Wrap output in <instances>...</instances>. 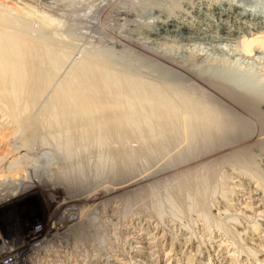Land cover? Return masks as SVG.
<instances>
[{"label":"bare ground","instance_id":"obj_1","mask_svg":"<svg viewBox=\"0 0 264 264\" xmlns=\"http://www.w3.org/2000/svg\"><path fill=\"white\" fill-rule=\"evenodd\" d=\"M115 3L113 20L122 29L117 31L124 42L122 53L112 47H88L83 50L85 55L75 62L74 52L79 44L74 45L72 35H67V40L54 38L56 42L48 45L50 48H58V44L66 42L71 45L65 62L57 59L53 66L52 57L63 53H50V48L24 49L29 34L16 35L11 29L15 24L9 21L10 31L6 35L4 21L0 19V108L9 113L12 123H16L21 114L32 111L51 87L62 64L68 65L63 83L51 92L47 114L40 116L50 123L30 124L25 130H30L32 136L43 135L38 137L41 140L29 139L28 134L25 141L21 140L15 156L5 155L7 160L17 156V162L24 160L32 166L26 172L22 169L21 179L14 176L9 178V185L0 186V196L7 194L11 198L23 192L31 196L34 190H44L50 193L45 194L48 203L53 204L58 198L60 201L64 194L83 200L75 210L61 216L63 226H69V230L53 239L65 246L85 245L91 238L96 241L100 230L112 231L110 219L116 220L113 212L118 203L109 201L110 204L103 205L98 199L115 192L119 183L122 186L125 181L152 178L161 168L183 164L204 156V152L208 154L211 149L227 152L221 157L224 159L222 167L209 169V181L210 173L220 170L222 184L229 180L230 184L248 189L256 180V189L264 193V179L259 174L264 173V69L250 68L242 59L236 61L221 56L223 50L220 49L239 44V48L250 54L246 58L264 60V4L260 0H116ZM248 6H255L257 11L242 14L241 9ZM97 37L106 39L99 34ZM195 44L207 50L215 49L216 55L201 48V51L186 49ZM42 52L45 55L40 58ZM43 64L51 66L47 71L44 69L45 75ZM12 123L0 119L2 156L12 147L7 146V140L16 135V126ZM117 133L121 136L119 140L115 138ZM125 133L127 140L122 141ZM2 143L7 146L4 150ZM235 147L244 151L233 150ZM5 150L7 152L3 153ZM249 161L257 169L252 170ZM224 169L235 178L226 176ZM31 170L34 177L25 179ZM17 181H27V184L14 187ZM159 189L146 186L144 194L126 201L127 206L134 203L137 207L123 216L127 220H121L138 225L156 214L159 222H166V211L145 206V199L151 194L157 195ZM261 202L260 206L264 207ZM251 215L257 216L264 227L262 213ZM134 240L132 245L140 241ZM94 247L96 249L97 245ZM9 255L1 251L0 264ZM240 256L233 259L237 264L244 259L250 263L251 258ZM254 262L264 264V261Z\"/></svg>","mask_w":264,"mask_h":264},{"label":"rangeland","instance_id":"obj_2","mask_svg":"<svg viewBox=\"0 0 264 264\" xmlns=\"http://www.w3.org/2000/svg\"><path fill=\"white\" fill-rule=\"evenodd\" d=\"M115 1L0 0V19L4 21L5 26L3 27L6 35L10 31L8 28L9 21L15 24V28L11 29L14 30L13 33L16 35L26 37L25 34H29V37L26 38L27 46L24 48L28 51L33 49L38 51L41 48L46 50L50 48L48 45L56 42L53 40L54 38L65 41V39L67 40V35H72L73 38L71 40L73 44H79L78 50L74 52L76 62L85 55V53L83 54V50L85 52L88 47L97 49L112 47L122 53L124 42H121L120 36L117 34V31L122 29L113 20V13L116 9ZM2 10H7L8 12ZM98 34L104 36L106 39L97 37ZM236 45L221 46L220 49L223 50L221 56L230 57L236 61H241L240 59H242V62L246 63L245 65L250 68L264 69V60L246 58L245 56H250V54L244 48H239V44L238 46ZM69 47L71 45L66 42L65 44H58V48L51 47V50H48L50 53L58 51L64 54H58L57 58L53 56L51 59L52 66L55 65L57 59H62L65 62L67 53L71 51ZM200 48L213 56L216 55L215 49L212 51L207 50L202 45L196 46L195 44L186 47L190 51H198ZM44 55L45 53L42 52L39 56L41 58ZM45 60H50V58H46ZM64 64L57 71L56 78L51 87L46 89L32 111L21 114L16 123H12L11 117L9 118L8 116L9 113L4 108H0V119H5L16 126V135L13 134L14 137H10L12 140L10 138L7 140L9 142L7 146L9 144L12 145L11 150L6 149L8 152L5 150L3 153H7L3 156L7 155L9 158L15 156L16 152L18 153L17 148L21 144V140L24 139L23 141H25L28 134L29 139L36 137L35 134L33 136L30 134L32 133L30 130L25 132L29 127L28 125H34L38 122L44 124L50 123V121L43 120V115L47 114V103L51 92L58 88L65 79L68 65ZM50 67V65L43 64L42 71L44 72L45 68L47 71ZM166 69L168 68L166 67ZM49 73L52 75L53 71ZM45 120H47L46 117ZM126 134L123 135L122 141L127 140ZM42 136L38 135L36 138L39 139ZM119 137L121 136L117 133L115 138L118 139ZM43 138L46 139V137ZM7 141L5 144H7ZM12 141H14V144ZM2 145V150L7 148V146H4V143ZM233 150L244 151L239 147H235ZM0 152L2 153V151ZM226 152L220 149L217 151L211 149L208 154L204 152V156L199 155L183 164L179 163L175 166L161 168L160 171L153 173L152 178L142 181H125L123 182L125 184L121 182L122 186L119 183L115 192L109 193V195H101L98 199L103 205L110 204V202L118 203L117 209H114L115 211L113 212L116 215V220L110 219L112 231L104 233L100 230L96 241L91 238L87 240V245L85 243V245L81 244L82 247L78 243L65 246V244H59L53 238L59 233L69 230V226H63L64 223H62L61 216L75 210L77 205H81L79 203H84L83 200V202L77 201L75 197H66V194H64L62 198L63 196L64 198L66 197L65 200L60 197V201L58 198L53 204L48 203L47 195H45L48 192L44 193V190H34L31 196L23 192V194L21 193L15 198L3 194L0 196V252L7 251L10 255L2 259V264H237L233 259L240 255V257L247 256L251 260L248 263L244 259L239 261L238 264H256L254 262L256 260L264 261V227L260 225L263 222H260L257 216L251 215L254 212L264 215V207L260 206L262 204L261 201L264 203V193L256 189L257 181H253L252 185L250 184L247 187L248 189H245L242 185L230 184L229 180L222 184L220 182V170L211 172V180L207 179L209 169L213 170L215 167L219 168L220 165L221 167L223 166L224 159L221 157ZM1 156L0 165L2 168L0 167V179L3 181L1 180L0 186L9 185V178L14 176L21 179L23 174L22 169L24 168V172H26V169L32 166L30 162H26L25 164L23 159L22 163L20 161L17 162V156L11 160H7V156ZM248 163L252 170L257 169L252 162L249 161ZM203 167L205 168L203 169ZM224 170L226 176L229 175L231 178H235V175L231 174V172L229 173L227 169ZM31 172L28 173L25 179L28 180L34 177V171L32 174ZM20 173L22 174L20 175ZM259 174L261 175V179H264V173L260 172ZM4 177L7 178L5 179ZM227 179L229 178L227 177ZM15 183L13 186H18L19 188L21 184L25 183V186L27 181L23 183H18L17 181ZM249 183L247 181V185ZM145 185L160 187L157 195L151 194L150 196L148 194L149 197L145 199V206L156 208V210L161 208L166 211V222L164 220L160 221V223L157 220L156 214L151 219L147 217L143 222L140 221L138 225L124 222L128 218H123V216H128L130 209L134 211L137 207L132 202L133 204L129 205L130 208L126 205V201L132 200L140 193L144 194L143 188L146 187ZM214 191L216 194L213 193ZM48 194L50 195V193ZM110 197L113 201L110 200ZM88 204L93 205L92 201H89ZM246 211H250L251 213ZM98 219L100 222L101 219ZM103 221L106 222L108 220L104 219ZM159 223L162 226L159 225L158 227L157 224ZM124 226H127L126 228L129 230L125 229ZM133 236L140 239L133 238ZM59 237L62 238V235H59ZM132 240L136 242L140 241L132 245ZM88 242L91 243L89 244ZM71 243H74V241L72 240ZM95 244L97 245L96 249L94 247ZM190 244L192 245L190 246ZM63 247H66V249ZM81 248L85 250L83 251ZM91 253L93 254L92 256H90ZM63 257L65 260L62 259Z\"/></svg>","mask_w":264,"mask_h":264},{"label":"clouds","instance_id":"obj_3","mask_svg":"<svg viewBox=\"0 0 264 264\" xmlns=\"http://www.w3.org/2000/svg\"><path fill=\"white\" fill-rule=\"evenodd\" d=\"M260 3L261 4H264V0H260ZM241 10H242V14H248V13L253 14L254 12L257 11V9L255 8V6L244 7Z\"/></svg>","mask_w":264,"mask_h":264}]
</instances>
